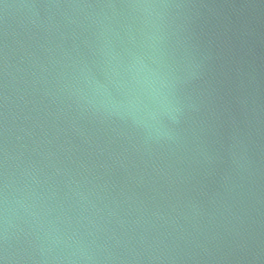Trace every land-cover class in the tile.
<instances>
[{"label":"water","instance_id":"obj_1","mask_svg":"<svg viewBox=\"0 0 264 264\" xmlns=\"http://www.w3.org/2000/svg\"><path fill=\"white\" fill-rule=\"evenodd\" d=\"M0 264H264V0H0Z\"/></svg>","mask_w":264,"mask_h":264}]
</instances>
